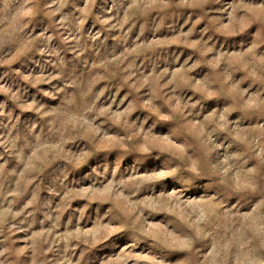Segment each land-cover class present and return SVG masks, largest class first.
I'll list each match as a JSON object with an SVG mask.
<instances>
[{"label": "rangeland", "instance_id": "obj_1", "mask_svg": "<svg viewBox=\"0 0 264 264\" xmlns=\"http://www.w3.org/2000/svg\"><path fill=\"white\" fill-rule=\"evenodd\" d=\"M0 264H264V0H0Z\"/></svg>", "mask_w": 264, "mask_h": 264}]
</instances>
